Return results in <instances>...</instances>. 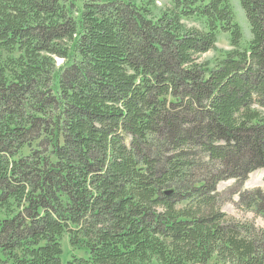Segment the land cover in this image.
Masks as SVG:
<instances>
[{
    "label": "trees",
    "instance_id": "1",
    "mask_svg": "<svg viewBox=\"0 0 264 264\" xmlns=\"http://www.w3.org/2000/svg\"><path fill=\"white\" fill-rule=\"evenodd\" d=\"M240 3L247 42L231 0H0V264H264L218 190L264 169V0Z\"/></svg>",
    "mask_w": 264,
    "mask_h": 264
},
{
    "label": "rangeland",
    "instance_id": "2",
    "mask_svg": "<svg viewBox=\"0 0 264 264\" xmlns=\"http://www.w3.org/2000/svg\"><path fill=\"white\" fill-rule=\"evenodd\" d=\"M92 0H75L77 7L82 8L84 3ZM96 1V0H93ZM97 1H107V0H97ZM137 4L143 5L149 9L154 10L156 14L159 13L161 9L170 5V0H132ZM233 8L235 10V16L239 24L241 25L243 31V40L247 42L250 39V24L247 19L246 13L242 8L240 0H231ZM216 50L209 51L202 55V61H208L213 63V61L221 55L222 51L230 48L229 35L225 33L219 34ZM256 188H264V169H258L251 173L248 179L244 182L237 181L235 179H230L227 181H222L218 190L223 194L226 201L223 204V211H225L230 217L241 220L249 221L254 223L256 226L264 229V216L256 213L253 209L247 208L244 204H241L240 197L241 194H245L250 190ZM65 247V258L68 259L70 256L75 254L76 256L81 255V251L72 250L68 243L67 237L64 241Z\"/></svg>",
    "mask_w": 264,
    "mask_h": 264
}]
</instances>
